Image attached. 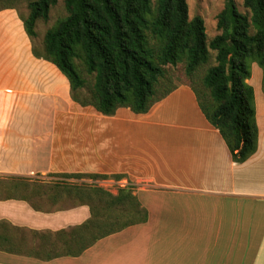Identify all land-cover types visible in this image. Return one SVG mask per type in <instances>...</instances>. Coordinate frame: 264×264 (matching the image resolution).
<instances>
[{
	"label": "crops",
	"instance_id": "obj_1",
	"mask_svg": "<svg viewBox=\"0 0 264 264\" xmlns=\"http://www.w3.org/2000/svg\"><path fill=\"white\" fill-rule=\"evenodd\" d=\"M258 148L233 161L181 85L146 114L105 116L34 56L13 10L0 12V178L123 175L146 224L94 241L87 203L45 208L0 197V264H264L263 70L252 66ZM111 193L117 195L114 189Z\"/></svg>",
	"mask_w": 264,
	"mask_h": 264
},
{
	"label": "trees",
	"instance_id": "obj_2",
	"mask_svg": "<svg viewBox=\"0 0 264 264\" xmlns=\"http://www.w3.org/2000/svg\"><path fill=\"white\" fill-rule=\"evenodd\" d=\"M59 1L30 3V15L24 24L31 39L37 36V22L48 21L51 9ZM245 6L251 12L250 17L229 0L217 17V28L222 33L208 43L204 19L189 18L186 0H65L68 16L47 32L44 54L33 52L37 58L54 64L69 80L74 102L93 107L105 116H114L121 108H129L135 114L148 113L179 88L172 84L169 66L175 68L185 63V75L191 82L196 72L210 61L211 51L215 52V65L202 80L209 100L192 82L190 86L203 114L225 140L233 161L241 164L258 148L255 91L249 83L253 64L263 70L264 93V0H245ZM77 60L95 76L93 92L85 99L79 96L86 81ZM161 87L165 90L158 96ZM55 176L94 180L124 177ZM133 191L134 187L129 186L113 195L102 188L94 189L99 203L107 200L98 209L92 198L80 193L84 199L80 203L91 206L92 218L87 226L94 231V241L148 222V211ZM126 204L119 214L108 213ZM124 216L128 221L121 223L119 219Z\"/></svg>",
	"mask_w": 264,
	"mask_h": 264
},
{
	"label": "rangeland",
	"instance_id": "obj_3",
	"mask_svg": "<svg viewBox=\"0 0 264 264\" xmlns=\"http://www.w3.org/2000/svg\"><path fill=\"white\" fill-rule=\"evenodd\" d=\"M33 1L36 0H0V12L5 10L15 11L18 15V18L22 21L23 27L25 29L24 20H26L30 15L29 5ZM186 1L189 7V18L193 19L196 16H201L204 19L208 36V43L222 33L217 28V17L226 8V5L229 0ZM232 1H234L236 7L242 14H246L249 17L251 16V12L245 6V0ZM67 16L68 13L65 7V0H60L58 4L51 9L50 18L48 21L39 20L37 22L35 28L37 36L33 39L30 38L32 50L36 51L39 55L42 56L44 54V41L47 32L54 28L60 21L64 20ZM215 57L216 53L211 51L210 61L204 66H202L196 72V75L194 76L193 80H191L193 87L203 93V96L207 97L208 100L209 92L204 88L202 80L209 68L215 65ZM76 64L79 68L80 73L86 81L84 89L79 92L80 98L85 99L86 97L90 96L93 92L95 76L87 72L82 61L77 60ZM184 64L185 63H182L175 68L170 66L168 67L169 73L172 76V84L180 86L186 83L189 86L191 85V82L185 75ZM164 90L165 88L161 87L158 90V96L162 95ZM111 179H113V181H120L121 183V180H116L114 178ZM109 180H94L88 177L67 178L63 176H49L46 178L32 177L22 180L0 178V197H22L31 200L38 207H45L51 209L80 203L84 200L80 193H85V195H88L90 199L92 198L96 209H98L103 208L104 203L106 204L107 200H103L104 202L99 203L96 200V194L93 193L94 189L102 188L103 190L110 193L111 190L113 191L114 189H116L118 191L119 189H121L119 185H116L115 183ZM126 206L127 204L125 206L117 207L115 209H112L111 211H108V213L111 215H117L120 213L119 210L124 209ZM126 218L127 217L124 216L119 220H121V223H125L128 221V219ZM110 221L114 222L113 220Z\"/></svg>",
	"mask_w": 264,
	"mask_h": 264
}]
</instances>
